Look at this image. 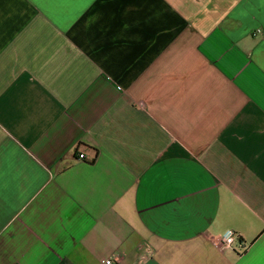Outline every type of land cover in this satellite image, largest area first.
<instances>
[{
	"label": "crops",
	"instance_id": "0c3cea01",
	"mask_svg": "<svg viewBox=\"0 0 264 264\" xmlns=\"http://www.w3.org/2000/svg\"><path fill=\"white\" fill-rule=\"evenodd\" d=\"M107 260L264 264V0H0V264Z\"/></svg>",
	"mask_w": 264,
	"mask_h": 264
},
{
	"label": "built area",
	"instance_id": "2783aa9c",
	"mask_svg": "<svg viewBox=\"0 0 264 264\" xmlns=\"http://www.w3.org/2000/svg\"><path fill=\"white\" fill-rule=\"evenodd\" d=\"M81 159H84L85 156L84 155H81L80 156ZM236 242V234L235 232L233 231H229L227 234H225L221 240V243H220V249L222 251L228 249V248H231L234 243ZM106 264H113V261L112 260H107L106 261Z\"/></svg>",
	"mask_w": 264,
	"mask_h": 264
}]
</instances>
